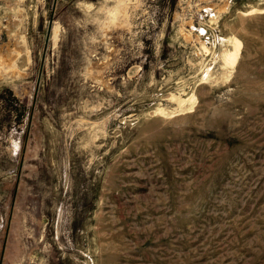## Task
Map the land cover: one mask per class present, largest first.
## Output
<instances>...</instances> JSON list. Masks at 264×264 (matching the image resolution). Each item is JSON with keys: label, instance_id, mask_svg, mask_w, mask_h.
<instances>
[{"label": "rangeland", "instance_id": "rangeland-1", "mask_svg": "<svg viewBox=\"0 0 264 264\" xmlns=\"http://www.w3.org/2000/svg\"><path fill=\"white\" fill-rule=\"evenodd\" d=\"M128 1L0 0V264H264V0Z\"/></svg>", "mask_w": 264, "mask_h": 264}, {"label": "bare ground", "instance_id": "bare-ground-1", "mask_svg": "<svg viewBox=\"0 0 264 264\" xmlns=\"http://www.w3.org/2000/svg\"><path fill=\"white\" fill-rule=\"evenodd\" d=\"M129 1L128 0H117V6L114 12V15L117 14L118 10H120L122 7H124L126 4H128ZM130 4V3H129ZM259 9L258 8H252L250 9L247 13H254L257 12ZM57 28V27H56ZM54 30V29H53ZM56 35V34H55ZM57 36V35H56ZM231 43L233 44V47L226 50L223 53V58L225 63L233 66L236 62H238V58L241 52V47H242V41L240 38H238L237 36H233L230 39ZM57 42V41H56ZM4 57V56H3ZM9 67V66H8ZM3 68V67H2ZM10 69V68H8ZM12 69V68H11ZM10 69V70H11ZM4 70V69H3ZM1 72V71H0ZM13 71H11L12 73ZM3 73V72H2ZM4 74V73H3ZM194 95L192 94L190 97L188 98H192L193 99ZM179 104L184 103L187 101V99L182 98L181 96L177 97ZM189 100V99H188ZM188 102V101H187ZM181 106V105H180ZM162 112V110H161Z\"/></svg>", "mask_w": 264, "mask_h": 264}]
</instances>
